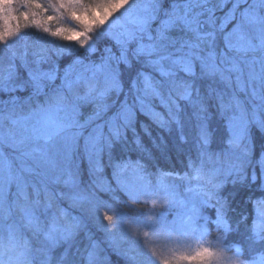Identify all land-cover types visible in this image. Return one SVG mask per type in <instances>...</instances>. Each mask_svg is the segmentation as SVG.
Here are the masks:
<instances>
[{
  "label": "snow or ice",
  "instance_id": "6c2138e0",
  "mask_svg": "<svg viewBox=\"0 0 264 264\" xmlns=\"http://www.w3.org/2000/svg\"><path fill=\"white\" fill-rule=\"evenodd\" d=\"M29 28L45 34L37 43L75 41L55 45L57 57L109 40L119 55L106 46L99 63L77 58L61 76L49 48L29 45ZM76 65L83 70L70 79ZM0 95V129L13 126L0 131V264H107L90 221L125 264H264V0H0ZM87 104L94 110L81 121ZM140 116L181 143L191 135L184 171L158 168L153 184ZM81 148L90 175L103 173L107 156L115 188L106 178L83 183L72 166ZM117 190L146 210L133 215L99 195Z\"/></svg>",
  "mask_w": 264,
  "mask_h": 264
},
{
  "label": "trees",
  "instance_id": "16d2710c",
  "mask_svg": "<svg viewBox=\"0 0 264 264\" xmlns=\"http://www.w3.org/2000/svg\"><path fill=\"white\" fill-rule=\"evenodd\" d=\"M68 26H72V22L65 21ZM231 27V26H230ZM29 36L27 37V41L29 45L32 44L33 37L40 36L44 37L45 34L42 32H39L33 28H29L28 30ZM47 39L49 40L50 37H46L45 39H42L44 43H47ZM22 43V42H21ZM48 45V44H46ZM111 47L113 52L119 55V50L115 46L113 41H107V43L101 42L97 45L98 50L95 53H87L84 51V49H79L78 52L74 51L72 53H67L63 56H61L59 59L55 60V62L59 65L60 68V75H63V70L72 63L73 60L79 58L84 62V64L89 63H99L101 55L104 54V47ZM19 63V62H17ZM81 66V65H80ZM79 67V66H78ZM82 67V66H81ZM21 74L25 76L24 70L20 69ZM56 85L60 84L59 78L55 81ZM74 90L78 91L80 94H83L84 92V85L81 83L80 85H74ZM17 95L24 97L28 93L27 92H17ZM237 95L239 98H243L244 100H247L244 92H238ZM7 95H0V99H5ZM92 104L83 105L80 110H82L83 113H87L86 109L88 110H94L92 109ZM115 109H110L107 113L108 116L112 115L114 113ZM28 109L25 108L24 112L22 114H27ZM106 118V117H105ZM139 121H142L143 123L147 124L149 126V131L151 133V136L144 133V131L140 128L139 122L137 123V132L139 133L142 142L144 146L151 152L153 159L149 160L147 158L143 159L142 162L147 165L148 171L152 173L151 180L153 184L157 182L158 179V172L157 169L163 171H184L187 165L188 160V150L191 148V135L186 136L188 143H181L178 134L174 131L172 134H169L167 132H163L160 129H158L150 120H148L146 117L140 116ZM253 133V139L254 142L258 145L261 142V136L262 133L255 127L252 129ZM129 139L131 140L132 134L131 132L128 133ZM163 136L164 142L161 144L159 137ZM153 140L156 141V144H159L160 147L157 148L153 145ZM118 149V146H117ZM19 154V153H18ZM192 156L195 158V152L192 151ZM131 158L133 160H136L138 158V153L132 152ZM14 163H17L16 161ZM31 163V161H29ZM102 163L105 165L103 173H99L96 175H90L89 173V162L88 159L83 155V150L81 148L78 155L73 157L72 166L75 168L77 165L79 167L81 180L84 184H90L93 180L96 179H103L106 178L108 183L112 185L113 188L116 187V183L112 178V169L111 167H108V160L107 156L105 155L103 157ZM37 172L39 170L37 169ZM33 179L36 181H39L41 177L39 176H33ZM162 179L165 180V182H171V179L168 177H163ZM54 190L57 191H68V189L64 188L62 185H53L51 186ZM102 199L109 200L110 203H113L114 205L120 207L123 211L129 212L130 214L136 215L138 211H144L146 210L147 206L142 204H134L131 201L128 200V197L124 194V192L117 190L114 193H99ZM112 197H118L119 203H117L116 200L111 199ZM62 207L67 208L70 212H72L73 215L79 214L78 209H73L69 206L67 201H63L61 203ZM207 214L214 215V210H205ZM171 212L173 213V209H171ZM43 218V217H42ZM172 216H169V219H171ZM18 219V217H17ZM107 223V222H104ZM90 229L94 235V238L100 243L101 248L104 249L105 254L108 257L107 264H125V261L122 256L118 255L115 250H113V247L110 246L108 238L106 234L100 229L99 225L96 224L94 221L89 222ZM114 234L117 237V240L119 241V237L121 234V230L119 228L113 229ZM21 233L24 237L29 239L32 242L33 248L39 246L35 239H33L31 233L21 227ZM213 237L218 235V233L213 228L212 230ZM133 237H128V240L131 241ZM229 241L233 239L232 236H229ZM42 240V237H41ZM127 244H121V248L126 247ZM59 251V250H57Z\"/></svg>",
  "mask_w": 264,
  "mask_h": 264
},
{
  "label": "rangeland",
  "instance_id": "374dc122",
  "mask_svg": "<svg viewBox=\"0 0 264 264\" xmlns=\"http://www.w3.org/2000/svg\"><path fill=\"white\" fill-rule=\"evenodd\" d=\"M213 2L214 3H218L219 2V0H213ZM229 7H231V3H229V4H227L226 6H225V9H224V11H227V9L229 8ZM123 11V9H121L120 11H118V12H116L115 14H114V16H118V15H120V12H122ZM216 15L217 16H221V15H223V12H221V11H218L217 13H216ZM114 16L113 17H110L109 18V22L111 21V19H113L114 18ZM107 23V22H106ZM36 37H40V36H36ZM35 36L33 37V41H32V44H31V46L32 47H47V48H49L51 51H50V53H49V55H51V57H52V60H57V59H59L60 57H57L56 55H55V45H60V44H64V45H71V46H73V47H77L78 48V46H76L75 45V41L74 40H71V41H61V40H59V39H56L54 42H52V38L50 37V39L48 40L47 39V43H44V41L41 39L38 43H37V41H36V38ZM23 43V42H22ZM46 44H48V45H46ZM31 48L29 49V51L31 52ZM65 54H67V52H65ZM64 54V55H65ZM63 56V55H62ZM29 59L31 60L32 59V57H31V55L29 56ZM79 66V67H78ZM41 67L44 69V70H48L50 67H51V63H45V64H42L41 65ZM83 70V68L80 66V65H76V68H75V71L73 72V74H72V76L70 77V79H75V74H76V72H79V71H82ZM24 74H25V77H26V73L24 72ZM233 89H235V85H233ZM65 91V94H68V92H67V89H65L64 90ZM239 91H237V93H238ZM5 99H7V97H5ZM242 101H245V104H246V106H247V100H244V97L243 98H240ZM92 109H94V105L92 106ZM81 111V116L79 117L80 119H81V121H83L84 119H86L89 115H91L92 114V112H93V110H88V109H86V111H88L87 113H83L82 112V110H80ZM13 126L9 123V122H7V121H5V129H0V131H3V130H6L7 128H12ZM15 132H16V134H17V139H19L21 136H23L24 135V130H23V128H19V127H16V128H14L13 129ZM6 153H8L11 157H14V155H18V152H15L14 153V151H13V149H11V148H7V147H4V149H3ZM13 162H15V160L13 161ZM39 171H41L40 169H38ZM180 211V209L178 208V207H176V208H173V214H175V213H178Z\"/></svg>",
  "mask_w": 264,
  "mask_h": 264
}]
</instances>
